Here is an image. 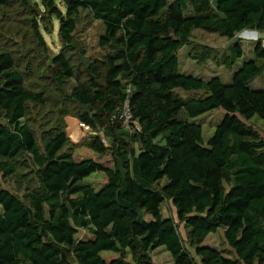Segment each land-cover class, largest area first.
Listing matches in <instances>:
<instances>
[{
    "label": "trees",
    "instance_id": "16d2710c",
    "mask_svg": "<svg viewBox=\"0 0 264 264\" xmlns=\"http://www.w3.org/2000/svg\"><path fill=\"white\" fill-rule=\"evenodd\" d=\"M0 8L12 10L14 33V16L25 18L48 60L39 69L59 91L73 83L68 99L80 120L107 139L95 134L88 141L101 162L65 150L69 136L61 128L41 150L26 119L29 103L45 99L27 84L32 60L23 68L24 58L0 51V168L4 178L13 174L9 160L26 153L38 181L24 200L0 178V264H72L73 256L78 264H153L161 247L173 264H264V140L248 123L264 119V85L253 84L264 80V42L249 49L236 36L264 31V0H0ZM82 9L103 23L100 44L107 48L84 73L69 56ZM54 19L64 48L50 56L40 23ZM193 29L229 39L222 56L233 69L229 82L181 71L179 51ZM210 49L194 57L205 61ZM176 89L203 94L184 98ZM126 98L140 131L112 121ZM215 108L225 114L205 140L195 118ZM98 172L107 179L100 189L86 181ZM166 196L190 228L199 260L175 220L163 215ZM222 227L235 256L203 247ZM79 230L88 235L79 238Z\"/></svg>",
    "mask_w": 264,
    "mask_h": 264
},
{
    "label": "rangeland",
    "instance_id": "374dc122",
    "mask_svg": "<svg viewBox=\"0 0 264 264\" xmlns=\"http://www.w3.org/2000/svg\"><path fill=\"white\" fill-rule=\"evenodd\" d=\"M37 1L41 2V0ZM10 12L12 10L0 8V51L13 50L17 58H24L26 61L23 64V68L32 60L29 64V71L27 69V84L34 91L44 92L45 99L43 104L29 103L26 119L35 132L41 150H44L49 136L55 130L61 128L67 130L69 136V143L65 147V150L71 151L77 158L91 157L98 162L103 161L104 159L102 160L88 147V141L92 135L97 133L101 137L105 136L104 131L99 130L96 132L92 129L85 132L79 127L81 120L78 113L80 109L77 104L68 99L73 88V83L68 82L62 90L64 92L57 90L55 84H51L47 75L43 74V71L39 69L41 62L47 63L48 61L43 53V45L37 41L33 42L32 29L24 20L25 18L21 16H14L15 23L13 27L17 29L18 33L12 32L9 29L11 23L7 19V15ZM58 27L59 23L55 19L50 24L40 23V31L44 36L45 45L48 47L50 56H53L64 48V44L59 36ZM104 31L103 23L100 20H96L90 11L83 9L80 11L77 17V28L73 33V49L69 53L72 63L80 72L84 73L88 61L102 58L107 52V48L100 44V37ZM236 36L242 41L247 42L249 49H252L257 39H261L264 42V31L244 30ZM229 43L228 38L222 37L218 33H210L203 29H193L190 43L179 51L181 71L200 76L204 79H209L211 76H220L224 81L229 82L233 69L226 66L222 60L224 52L228 50ZM206 47H211L212 56L209 59L201 61L194 57L197 52L201 53ZM253 84L255 86L264 85V80H254ZM175 91L184 98L203 94V92H187L182 89H176ZM224 114L223 110L215 108L195 118L202 125L205 140H208L213 135ZM248 123L258 130L264 140V119L255 115L251 120H248ZM1 160L3 159L0 158ZM9 161L15 162L16 171L4 178L0 168V178L3 179L6 188L12 191L18 198L25 200L27 194L38 188L36 167L26 153H22ZM86 181L92 183L97 189H100L107 179L103 173L98 172L92 174ZM166 182V177L160 180L158 182L159 189H162ZM1 212L2 206L0 205ZM162 213L164 216H170L175 220L184 245L199 260L195 254L194 246L191 245L190 228L184 222L179 221L177 208L168 196H166L165 201L162 203ZM148 218H150L149 215ZM87 235V231L79 230V238ZM203 243L225 249L229 254L235 256L226 241L225 229L223 227L218 232L208 235ZM103 255L107 258L116 256L112 252H104ZM71 262L72 264H78L74 256L71 258ZM153 264H173V259L170 253L161 247L153 253Z\"/></svg>",
    "mask_w": 264,
    "mask_h": 264
},
{
    "label": "built area",
    "instance_id": "2783aa9c",
    "mask_svg": "<svg viewBox=\"0 0 264 264\" xmlns=\"http://www.w3.org/2000/svg\"><path fill=\"white\" fill-rule=\"evenodd\" d=\"M132 116L133 114L131 107L129 105V98H126L123 102L122 109H119L116 113H114L112 117L113 119L112 121H122L130 131H140L141 130L140 125L132 120ZM79 127L85 132L92 130L91 126L83 121L79 123ZM102 140L103 142L107 143V139L104 135L102 136Z\"/></svg>",
    "mask_w": 264,
    "mask_h": 264
},
{
    "label": "crops",
    "instance_id": "0c3cea01",
    "mask_svg": "<svg viewBox=\"0 0 264 264\" xmlns=\"http://www.w3.org/2000/svg\"><path fill=\"white\" fill-rule=\"evenodd\" d=\"M204 245H208V244H203V246H204ZM208 246H210V245H208ZM210 247H215V246H210ZM114 256H115V255H114Z\"/></svg>",
    "mask_w": 264,
    "mask_h": 264
},
{
    "label": "water",
    "instance_id": "95a60500",
    "mask_svg": "<svg viewBox=\"0 0 264 264\" xmlns=\"http://www.w3.org/2000/svg\"><path fill=\"white\" fill-rule=\"evenodd\" d=\"M203 247H210V246H208V245H204Z\"/></svg>",
    "mask_w": 264,
    "mask_h": 264
}]
</instances>
